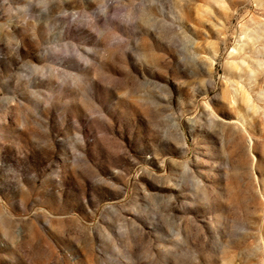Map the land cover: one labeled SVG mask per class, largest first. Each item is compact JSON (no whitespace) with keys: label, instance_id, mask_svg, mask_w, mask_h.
<instances>
[{"label":"rangeland","instance_id":"rangeland-1","mask_svg":"<svg viewBox=\"0 0 264 264\" xmlns=\"http://www.w3.org/2000/svg\"><path fill=\"white\" fill-rule=\"evenodd\" d=\"M0 264H264V0H0Z\"/></svg>","mask_w":264,"mask_h":264}]
</instances>
